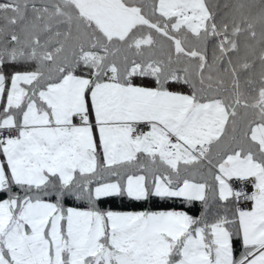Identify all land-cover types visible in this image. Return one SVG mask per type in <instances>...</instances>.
<instances>
[{
  "label": "snow or ice",
  "instance_id": "snow-or-ice-1",
  "mask_svg": "<svg viewBox=\"0 0 264 264\" xmlns=\"http://www.w3.org/2000/svg\"><path fill=\"white\" fill-rule=\"evenodd\" d=\"M0 264H264V0H0Z\"/></svg>",
  "mask_w": 264,
  "mask_h": 264
},
{
  "label": "trees",
  "instance_id": "trees-1",
  "mask_svg": "<svg viewBox=\"0 0 264 264\" xmlns=\"http://www.w3.org/2000/svg\"><path fill=\"white\" fill-rule=\"evenodd\" d=\"M102 207L110 208L112 210H140L138 207H135L132 203H129L127 200L121 201L119 198L105 202ZM144 207H149V205H144ZM169 207L176 208L179 210L182 206L180 205L179 201H176L175 203H171ZM199 208L200 205L197 203L195 207L190 210V214H198Z\"/></svg>",
  "mask_w": 264,
  "mask_h": 264
},
{
  "label": "built area",
  "instance_id": "built-area-1",
  "mask_svg": "<svg viewBox=\"0 0 264 264\" xmlns=\"http://www.w3.org/2000/svg\"><path fill=\"white\" fill-rule=\"evenodd\" d=\"M235 186L238 187L239 186V182H237V184ZM245 190L248 191V192H250L251 191V188L250 187H246ZM241 204L242 205L250 206V202L249 201H241Z\"/></svg>",
  "mask_w": 264,
  "mask_h": 264
}]
</instances>
